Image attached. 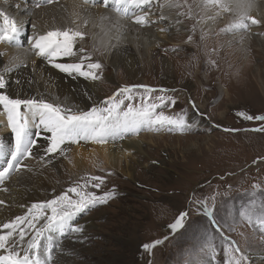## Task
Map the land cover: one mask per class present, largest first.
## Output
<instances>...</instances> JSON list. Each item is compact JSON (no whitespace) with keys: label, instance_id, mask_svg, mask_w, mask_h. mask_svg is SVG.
Returning a JSON list of instances; mask_svg holds the SVG:
<instances>
[{"label":"rangeland","instance_id":"rangeland-1","mask_svg":"<svg viewBox=\"0 0 264 264\" xmlns=\"http://www.w3.org/2000/svg\"><path fill=\"white\" fill-rule=\"evenodd\" d=\"M196 1H173L176 8H188L182 10L186 14L177 23V31L182 33L168 32V44L161 41L166 46L161 44L153 57L160 59L158 65L154 62L140 65L137 79H132L122 65L102 66L97 71L102 98L112 97L122 85L139 86L145 84L142 81H148L157 88L147 101L161 105L157 111L166 115H183L188 128L143 130L117 140L122 148L123 141L129 140L131 159L129 166L122 159L123 167L111 169L110 173L104 171V163L97 157L100 153L93 145L102 143L95 141L80 142H88L82 149L88 161H96L93 171L74 165L69 157L51 171H35L33 181L45 185L47 199L63 193L77 199L75 193L69 192L77 186L97 196L114 193L106 203L75 217V226H84L80 232L65 229L51 233L57 245L51 263L229 264L233 258L243 257L240 264H254L258 257L264 260V132L252 130L264 125V121H249L238 115L240 112L253 116L264 114V53L247 49L253 64L237 66L231 62L221 38L229 32L223 33L221 28L202 36V48L195 38L194 27L190 26L194 22L188 12L199 9ZM234 22L236 19L228 20L229 25ZM260 25L264 31V24ZM188 30L191 40L186 37ZM179 41L183 48L170 50ZM208 46L219 58L214 60V65L209 59L212 51H208ZM197 47L202 50L197 51ZM100 52L91 50L88 57L93 60L92 56H100ZM165 61L169 66H165ZM220 85L230 88L229 98L220 91ZM143 93V88L131 93L135 107L143 103ZM161 96L175 100V104L167 99L161 104L158 99ZM106 101L102 102L103 106ZM198 101L203 104L202 109ZM127 103L126 100L125 106ZM193 113L203 123L192 124ZM3 134L5 131H0V136ZM136 140L142 141L141 153L134 143ZM91 177H103L98 189L93 187L97 181ZM205 208L211 210V216ZM181 213H186L182 226L172 230L169 225ZM166 237L150 250L143 247ZM237 248L239 251H235Z\"/></svg>","mask_w":264,"mask_h":264},{"label":"bare ground","instance_id":"bare-ground-1","mask_svg":"<svg viewBox=\"0 0 264 264\" xmlns=\"http://www.w3.org/2000/svg\"><path fill=\"white\" fill-rule=\"evenodd\" d=\"M173 1L171 0L170 3L169 0H151L147 6L140 8L130 7L129 14L122 16L116 10L117 6L113 0H108L107 7L104 3H85V0H53L51 4L44 3L43 0H0V11L5 12L22 25V31L17 42L23 45V47H18L14 44L0 42V73H3L5 80V87L0 89V92L14 99H42L45 102L60 105L62 108L71 109L76 114L91 111L93 107H105L102 102L107 100L109 96L101 97L99 88L100 79L94 81L85 76H81L79 73L73 72L69 74L56 68L54 65L56 63H79L80 59L84 57L85 65L97 61L102 66L110 68L122 65L132 79H137L140 65L147 66L153 62L156 65L159 64L160 59H153V57L158 54V49L161 48V44L163 46H166L164 45L165 43L168 44V32L172 35L182 33L177 31L179 28L177 27V23L178 25L181 23V18L186 14V12L183 14L182 10H186L188 7L179 6L176 8ZM197 2L199 9L196 11L195 8H192L188 12L190 13L189 16H192L190 20L194 22L190 26L194 27L195 34L197 35H195V38L202 48V42H204L202 36L204 34L210 35V33L221 28L223 33H230V35L228 33L227 35L221 36V38H224L223 42L225 43L226 51H229L231 62L237 63V66L239 64L242 67L252 63L250 62L251 60L249 61L252 58V54L248 53V51L246 52L247 49H250V52L255 49L260 54L264 53V31H262L263 27L260 24L252 25L250 20H248L246 21L249 24L248 29L224 30L229 26V19H236L237 21L239 18L240 9L237 8L236 0H225L231 8L230 11H225L217 7H208L205 5L204 0H197ZM37 4H40V7H37ZM180 11L182 14H180ZM145 13L148 14L147 18L150 22L143 26L136 24L133 17ZM248 13L264 24V0H254V4L248 10ZM221 23L225 24L219 26ZM165 27L168 31H166L167 29ZM55 29L78 30L84 32L85 37L83 40L78 38L74 42L75 55H60L55 57L53 62L50 63L47 57L35 55L34 50H30V46L34 43L35 38ZM188 31L186 37L189 40L188 35L190 36V30ZM162 40H165V43H162ZM179 42L180 44L177 47L172 45L170 50L179 47L180 49L183 48L181 41ZM80 48L85 50L84 53L79 52ZM95 49L101 51L100 56L99 54H94L92 56L93 58L91 57L93 60H91L88 54L91 50ZM201 50L197 47V51L200 52ZM208 51H212L209 59L211 60V64L214 65V60H219V58L215 56V50L213 48L208 46ZM149 58H152L151 61H147ZM21 61L25 66H18L12 70H6L9 62L18 64ZM223 62V58H221L219 64L222 65ZM165 66H169L167 61H165ZM83 70L87 71L88 69L85 67ZM166 70L168 71V69ZM94 71L97 72L99 69ZM103 75H101V78ZM142 82L148 88L153 90L157 88L150 85L148 81ZM128 86L130 85H122L123 88ZM262 87L264 89V84ZM220 91L227 98L231 95V90L228 86L220 85ZM143 94L142 97L147 98L151 96L150 93H145V91ZM197 104L201 109L203 108V104L200 101ZM22 111L27 112V109H22ZM196 113L195 115L193 113L194 117H191V123L195 125H198L200 122L203 123L202 120L199 121ZM220 114L224 116V112ZM0 125L2 126L0 131H5V134L0 136V142L5 145L6 150H10L11 145L14 143V134L8 126L6 110L2 105H0ZM39 130L41 131V136H33L37 140V144L33 147V156L25 161L27 167L19 172L13 173L4 184H0V200L4 201L3 204H0V224L10 222L17 216L28 214L33 203L51 200L47 199L45 185L36 184L33 181L36 175L34 173L37 169L39 171H51V168L60 167L67 157L71 158L70 160L73 164L80 168L87 169L90 172L94 169L93 166H95L96 161H88L87 153H84V149H82V145L88 144V142L84 144L80 143L86 140L66 144L63 146L65 148L63 153L59 151L57 153H46L45 149L48 146L47 136L50 133L43 128ZM32 131L35 133L37 130ZM158 138H156V141ZM108 140L111 143L96 144L90 141L100 153L97 157L99 156L98 158L102 159L105 168L104 171L110 173L111 169H118L120 166L123 167V163H121L122 159L123 161L125 159L127 162L126 165L129 166L128 163L131 159L128 149L130 146L128 143L129 140L123 141V148L117 143V140L120 141L121 139ZM141 142V140L134 142L138 147L139 153L142 151L140 147ZM207 142L208 145L211 144L209 141ZM8 158L7 156L0 158V169L5 166L4 161ZM124 167L126 166L124 165ZM124 172L127 173V171ZM4 189L7 190L5 191ZM34 223H36L37 228H40L43 227L44 221L40 220ZM80 227L83 229L82 227L84 226ZM25 228L27 231L25 240L27 241L34 234V229L29 228L27 225H25ZM47 243V239L42 241V245ZM24 247L26 248L27 244ZM44 253L45 251L42 246V258H44ZM3 254H6V252L0 250V255ZM254 264H264V260L258 257Z\"/></svg>","mask_w":264,"mask_h":264},{"label":"snow or ice","instance_id":"snow-or-ice-1","mask_svg":"<svg viewBox=\"0 0 264 264\" xmlns=\"http://www.w3.org/2000/svg\"><path fill=\"white\" fill-rule=\"evenodd\" d=\"M44 3L51 4L53 0H43ZM104 3L107 7L108 0H85V3ZM117 6L116 10L122 16L129 14L130 7L140 8L147 6L151 0H113ZM171 3V0H169ZM208 7H219L222 10L230 11L231 8L225 0H204ZM237 8L240 9V15L237 21L229 25L225 31L248 29L250 20L252 25H259L260 20L249 15L248 10L252 8L254 0H236ZM40 7V4L36 5ZM148 14L135 15L134 22L138 25L148 24ZM22 31V25L17 20L11 18L8 14L0 11V42L23 47L18 44V37ZM85 33L75 30L55 29L48 31L43 35L34 39L30 50H34L35 55L47 57L49 62H53L54 58L60 55H75L74 42L79 38L83 40ZM191 40V36L189 37ZM84 49L80 48L79 52L84 53ZM17 59V58H14ZM18 66H25L23 62L13 64L9 62L6 70H12ZM56 68L66 73H79L81 76L92 80H99L100 75L94 71L100 69L102 65L97 61L95 63H87L85 65L84 57L79 63L54 65ZM87 71H84V68ZM5 87L3 73H0V89ZM137 88H144L145 93L154 91L144 85H133L118 90L112 97L107 98L106 106L103 108L93 107L91 111L73 113L71 109L62 108L60 105L45 102L37 99H19L11 98L3 92H0V105L4 107L7 114V123L14 134V143L10 150H6L5 145L0 142V158L9 157L4 161L5 166L0 169V184L11 177L15 172H19L27 167L25 161L33 156V147L37 144V140L33 138L41 136L39 129L43 128L48 133V146L46 153H63L68 143H78L80 140L95 141L97 143H105L108 139H122L127 135H138L143 130L160 131L167 129L169 131H183L188 128L187 121L183 115L176 117L166 115L163 111H157L161 105L149 103L146 97H142L143 103L139 107H135L131 102L133 96L131 93ZM161 104L167 99L172 105L175 100L158 97ZM128 103L125 106V101ZM27 109V112L22 111ZM245 120L264 121V114L250 115L245 112L238 113ZM37 131L33 133L32 128ZM227 130V129H226ZM253 131L264 132V125ZM231 131H237L232 129ZM43 159V157H41ZM92 181H97L93 187L99 188L103 182V177H91ZM5 191L7 189H4ZM69 192L75 193L77 199H73L67 193H63L54 199L33 203L24 216H17L14 220L0 224V250H4L6 254L0 255V264H51L53 260L52 252L57 245L51 237L53 232H63L68 229L72 232H80L82 229L75 226V217L86 210L106 203L114 193H104L97 196L95 193H89L72 187ZM4 201L0 200V204ZM205 211L211 216V210L205 208ZM50 213V214H49ZM186 213H181L175 222L169 227L176 230L182 226V221ZM31 217V218H29ZM40 220L44 221L43 227L37 228L36 223ZM215 223V221H213ZM34 229V234L27 241L25 237L27 231L25 228ZM45 233L49 235L46 236ZM18 237V239H17ZM48 240L47 244L42 245V241ZM162 241H154L151 244H144L146 250L155 247ZM27 244L25 248L24 245ZM44 248L45 257H41V248ZM235 251H239L237 248ZM23 253V254H22ZM240 259L233 258L229 264H240Z\"/></svg>","mask_w":264,"mask_h":264},{"label":"water","instance_id":"water-1","mask_svg":"<svg viewBox=\"0 0 264 264\" xmlns=\"http://www.w3.org/2000/svg\"><path fill=\"white\" fill-rule=\"evenodd\" d=\"M168 237H166L164 240H166ZM164 240H162V242L164 241Z\"/></svg>","mask_w":264,"mask_h":264}]
</instances>
